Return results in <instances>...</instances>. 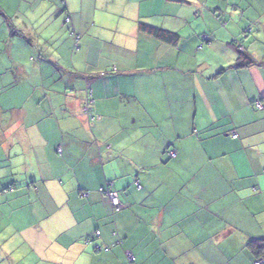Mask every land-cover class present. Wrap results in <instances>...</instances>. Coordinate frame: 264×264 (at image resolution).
I'll return each instance as SVG.
<instances>
[{"label":"crops","instance_id":"crops-1","mask_svg":"<svg viewBox=\"0 0 264 264\" xmlns=\"http://www.w3.org/2000/svg\"><path fill=\"white\" fill-rule=\"evenodd\" d=\"M108 182L118 213L99 191ZM0 216L27 222L0 233V264L19 246L36 264H128L115 229L152 253L143 264H254L264 0H0Z\"/></svg>","mask_w":264,"mask_h":264},{"label":"trees","instance_id":"trees-1","mask_svg":"<svg viewBox=\"0 0 264 264\" xmlns=\"http://www.w3.org/2000/svg\"><path fill=\"white\" fill-rule=\"evenodd\" d=\"M173 1H182V0H173ZM69 20L70 19H68V20L66 19V21H69ZM143 28H144V30L154 34V36L162 38V39H165V40H169L171 42L178 39V35L176 33L170 32V31H166V30H163V29H159V28H155V27L147 26V25H143ZM70 32H71L70 33L71 36L74 37L75 33L73 31H71V30H70ZM203 35H206V34H203ZM203 35H202V42H204V43L208 42L207 39L203 37ZM207 37H208V35H207ZM74 46H75V48L79 47V45H76V43L74 44ZM240 52H241V54H244L243 53L244 50L241 49ZM242 59L243 58H240L239 62L237 63L238 67H245V66L251 65L253 63V60H254L253 58H252L253 60L250 59L249 61H247L246 59H243V60ZM88 89H90V88H88ZM88 89H87V91H85L86 95H85V99H84L83 111H84V114L86 116H92V119H93L94 116L92 115V112H91V114H88V112L85 110V104H86L87 97H88L87 96ZM91 99H93V97ZM258 103H259L260 106H263L261 101L258 102ZM91 104H92V102H91ZM90 107L92 108L91 105H90ZM233 137H237V134H236V136H234V134H233ZM57 152L59 154H62L63 151H59V149L57 148ZM171 152H174L175 155L172 156ZM167 154L170 157H175L176 156V152L174 150L173 151L169 150L167 152ZM138 180H135L136 181L135 183H136L138 188H141L142 185L140 184V182H138ZM15 187H16L15 184H13L12 186H8V187L3 189V192L13 191L15 189ZM99 191L108 200L112 211H114L115 213H118L122 209V203H121L120 198H119L120 205L117 207V206H114L112 204V202H111V200H110V198L108 196V191H114L113 190V186H112L111 183L108 182L104 186H100L99 187ZM82 193H83V195H87L88 192H82ZM101 234H102L101 230L99 228H97V229L93 230V232L90 235L85 237L84 241H85V243H88V244L92 243V242H94L95 239L100 238ZM112 234H113V236H117V239L115 240L114 245L122 247V249L124 250L125 259H126L128 264H143V263H145L147 261L151 262L152 259L154 258L152 253L138 256L136 253L133 252V250L131 248H127V244L125 242V239L119 237V231L117 229L113 230ZM2 244H4V242L0 241V246ZM247 245L252 250V253H253V255H254L255 259H256L254 261V264H258V262H260V264H264V236H259V237H255V238L250 239V241L248 242ZM110 247H111V245H108V244H106V245L96 244L94 246V249L97 252H101V251H104V250L108 251L110 249ZM13 251L14 250H10V252L3 253V256H2L3 260L7 261L8 264H30V263H24V260L22 259L23 257H26V255H28V256L34 255V261L31 264H36L35 263L36 256H38V261H39V258H40V260L42 259L40 254L38 255L36 253H33L30 248H24L23 249L22 246H19L16 253H14ZM20 253L23 254V255H21V257L16 255V254L19 255Z\"/></svg>","mask_w":264,"mask_h":264},{"label":"rangeland","instance_id":"rangeland-1","mask_svg":"<svg viewBox=\"0 0 264 264\" xmlns=\"http://www.w3.org/2000/svg\"><path fill=\"white\" fill-rule=\"evenodd\" d=\"M74 33L77 34L78 32L75 31ZM14 168L15 169H20V164L14 165ZM0 221L4 222L6 225H9V228L6 227L5 229H0V231H1L0 233H2L3 231H6V234H10V233L16 232V231H14L13 227H17L16 229H19V228H22L27 223L26 221L13 222L12 226H10L11 222L5 220V218L2 217V216H0ZM38 225H41L43 227V224L41 223V221L38 223ZM4 240L5 239L0 240V241L3 242ZM16 255L21 257V255H23V254L20 253L19 255L18 254H16ZM22 259L24 260V263H32L34 261V255H31V256L26 255V257H23ZM36 260H38V256H36Z\"/></svg>","mask_w":264,"mask_h":264},{"label":"built area","instance_id":"built-area-1","mask_svg":"<svg viewBox=\"0 0 264 264\" xmlns=\"http://www.w3.org/2000/svg\"><path fill=\"white\" fill-rule=\"evenodd\" d=\"M69 18H67L68 20ZM204 38L208 39L207 35H203ZM76 40H79V36L76 35ZM87 101H86V104H85V110L88 112V114H91L92 112V108L90 107L91 105V102H92V97H93V92H92V89H88V92H87ZM234 136H236V134H234ZM59 151H62V147H59L58 148ZM171 155L174 156L175 153L174 152H171ZM108 196L112 202V204L114 206H119L120 205V200H119V196L117 194V192L115 191H108ZM258 264H260V262H258Z\"/></svg>","mask_w":264,"mask_h":264},{"label":"clouds","instance_id":"clouds-1","mask_svg":"<svg viewBox=\"0 0 264 264\" xmlns=\"http://www.w3.org/2000/svg\"><path fill=\"white\" fill-rule=\"evenodd\" d=\"M69 18V17H68ZM70 19V18H69Z\"/></svg>","mask_w":264,"mask_h":264}]
</instances>
